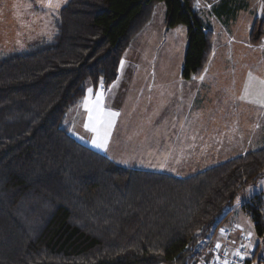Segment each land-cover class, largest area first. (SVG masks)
<instances>
[{
  "label": "trees",
  "instance_id": "obj_1",
  "mask_svg": "<svg viewBox=\"0 0 264 264\" xmlns=\"http://www.w3.org/2000/svg\"><path fill=\"white\" fill-rule=\"evenodd\" d=\"M159 3L167 29H187L183 79L199 78L214 33L196 0H68L51 38L0 54V264H195L264 179V146L183 178L119 166L65 127L90 88L117 80ZM242 209L264 240V197Z\"/></svg>",
  "mask_w": 264,
  "mask_h": 264
},
{
  "label": "crops",
  "instance_id": "obj_2",
  "mask_svg": "<svg viewBox=\"0 0 264 264\" xmlns=\"http://www.w3.org/2000/svg\"><path fill=\"white\" fill-rule=\"evenodd\" d=\"M208 2L196 0L204 26L214 33L212 57L202 76L188 81L183 79L182 63L174 61L175 55L179 54V44L174 40L179 36V43L185 49L181 54L185 56L187 29L183 26L167 29L164 10L162 26L153 27L152 19L134 39L120 63L117 80L103 89L90 88L91 93L88 91L86 98L68 112L64 125L75 140L103 153L119 166L183 178L264 145V136L260 140L256 135L250 138L246 134L242 136L243 141L241 137L238 139V112L250 114L246 129L258 132L257 115L261 107L248 101L245 94L236 89L238 35L234 34L233 28L216 29L225 25V14L235 13L233 0ZM99 93H103L105 115L104 123L98 127L101 137L105 132L108 134L106 149L92 143L97 133L85 127L89 123L85 100L95 101ZM110 112L118 115H107ZM169 142L170 146L165 147ZM217 142L221 143L217 145ZM260 192L253 197H264V190ZM253 197L231 209L225 225L230 220L233 227L221 229L223 235L219 236V228L215 231L212 249L207 251L205 241L199 244L195 264L200 261L203 262L200 264H225L218 261V255L225 253L231 257L237 252L246 259V264H264V252H260V243L264 245V240L258 237L252 222L257 246L253 243L251 220L242 209ZM232 234L235 237L226 238ZM250 241L255 247L251 244L249 249L246 245Z\"/></svg>",
  "mask_w": 264,
  "mask_h": 264
},
{
  "label": "rangeland",
  "instance_id": "obj_3",
  "mask_svg": "<svg viewBox=\"0 0 264 264\" xmlns=\"http://www.w3.org/2000/svg\"><path fill=\"white\" fill-rule=\"evenodd\" d=\"M67 1L68 0H58L59 7L52 8L46 6L45 0H0V54L20 51L44 38H51L55 33V16H57ZM208 1L211 2L212 0ZM55 2L56 0H54V3ZM203 2H206V0H203ZM232 8L235 9V13L233 12L234 14H232L231 17L227 14L224 19L226 23L229 20H232L231 23H224L225 25L222 24L221 28L216 29L217 31H221L223 29L228 30L233 28L232 31L234 34L238 35V83L236 85V89H238V93L245 94L248 101H252L254 104L264 108V83H262L264 82V35H262L256 43H254L256 40L255 38H258V36L256 34L253 35L255 27L264 32V0H233ZM164 10L166 11L164 4L159 3L155 6L153 27L158 28L160 27V24L162 26V20H164ZM178 37L179 36L175 38L174 43L178 42L179 44V54L175 55L177 57L173 58L174 61L182 63L183 68L185 56L184 54H181V51L185 49L184 46L179 43ZM160 52L158 53L159 55ZM99 89H103V87H100ZM261 108H259V113L257 115L258 132L246 129L245 125L251 117L250 114H241L238 112V139L241 137V140L243 141L242 136H245L246 134L248 137L252 135L255 138L256 135L258 136V139H262L264 136V109ZM254 120L255 118L253 117V127ZM243 123L244 125L240 126ZM246 139L248 138L246 137ZM219 143L221 142H217L216 144L218 145ZM239 144H241V142H238V145ZM213 145L215 146V143H213ZM164 146L169 147L170 142L168 145L166 144ZM263 146L264 145L260 147ZM263 190L264 180L258 182L252 187H249L245 191H242L227 211L238 208L242 202L247 201L257 193H261L260 191ZM236 212L237 213L234 218L237 219L238 209ZM225 214L226 213H224L222 218ZM225 221L226 220H224L221 227H219V232H217L218 236L220 234L223 235V232L220 233L221 229L224 231V229L233 227L230 225V220L229 223L226 222L227 225H225ZM250 222L252 224V221ZM252 232H254V237H252L253 243L257 246V237L255 236L254 229ZM215 235L216 233L214 232L205 240V243H207V251L212 249ZM233 237H235L234 234L226 236V238L231 239ZM253 243L250 241L246 247L250 249L251 244L254 246ZM260 244L262 245L260 252H264V245L262 243ZM201 262L202 261H200L199 264Z\"/></svg>",
  "mask_w": 264,
  "mask_h": 264
},
{
  "label": "snow or ice",
  "instance_id": "obj_4",
  "mask_svg": "<svg viewBox=\"0 0 264 264\" xmlns=\"http://www.w3.org/2000/svg\"><path fill=\"white\" fill-rule=\"evenodd\" d=\"M45 2L47 7H52V8L59 7L58 0H56L55 3L54 0H45ZM89 92L91 93V89H89ZM102 104H103V93H99L95 101H92L90 99L85 100L84 107L88 112V120H89V123L86 124L85 127L97 133V137L93 139L92 143L98 148L106 149L108 134L105 132L104 136L101 137L99 135V127H98V125H102L104 123L105 113ZM107 115L115 116L118 115V113L110 112L107 113ZM109 126H110V122H109ZM217 247H219V245H217Z\"/></svg>",
  "mask_w": 264,
  "mask_h": 264
},
{
  "label": "built area",
  "instance_id": "obj_5",
  "mask_svg": "<svg viewBox=\"0 0 264 264\" xmlns=\"http://www.w3.org/2000/svg\"><path fill=\"white\" fill-rule=\"evenodd\" d=\"M217 253V249L214 250ZM253 254L250 253V256ZM218 261L224 262L225 264H246V259L240 254L236 253L235 255L228 257L225 253H220Z\"/></svg>",
  "mask_w": 264,
  "mask_h": 264
}]
</instances>
